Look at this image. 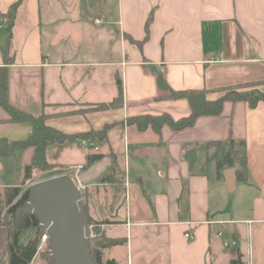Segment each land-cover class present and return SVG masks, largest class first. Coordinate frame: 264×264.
<instances>
[{
  "label": "crops",
  "instance_id": "obj_1",
  "mask_svg": "<svg viewBox=\"0 0 264 264\" xmlns=\"http://www.w3.org/2000/svg\"><path fill=\"white\" fill-rule=\"evenodd\" d=\"M13 1L0 0L9 105L44 115L66 134L108 126L96 148L82 146L83 139L45 148L54 166L45 178L69 174L87 215L117 240L102 249L103 260L231 264L240 256L264 264V101H226L218 115L180 129L128 121L190 113L186 98L165 97L158 73L175 90L264 80V0H21L8 30ZM118 83L121 102L97 108L118 96ZM11 116L0 106L1 143L25 139L32 129ZM230 138L244 142L245 165L218 170L215 149L204 145ZM33 152L28 146L0 154V200L8 187L31 185L24 167ZM93 154L101 158L88 164ZM6 236L0 225V256Z\"/></svg>",
  "mask_w": 264,
  "mask_h": 264
},
{
  "label": "trees",
  "instance_id": "obj_2",
  "mask_svg": "<svg viewBox=\"0 0 264 264\" xmlns=\"http://www.w3.org/2000/svg\"><path fill=\"white\" fill-rule=\"evenodd\" d=\"M21 0H14L9 5V14L7 17L8 30L12 25V16L15 13L16 7ZM150 14L146 20L145 30L146 35L148 26L151 21ZM9 39V37H8ZM8 39L2 52L4 55L5 64L10 60L8 56ZM157 84L160 89L167 91L165 97L171 99L186 98L190 105V113L187 116L180 117L177 120L172 119L168 114L161 115H141L129 117L128 121L136 123L139 128H144L147 125L158 129L160 125L166 123L174 129H180L193 124L194 120L199 116L218 115L224 105V102L230 101H245L250 106H255L258 102L264 101V89L260 86L264 84V80L250 81L232 85H226L213 89H172L166 82L161 73L157 75ZM118 96L111 102L106 104H98L97 108H106L117 105L122 99V87L118 83ZM7 90V69L6 66L0 67V106L10 113L12 121L27 120L32 124V129L28 136L22 140L12 142H0V154H5L14 148L22 149L28 146L34 148L31 162L24 167V180L32 176L34 171L45 174L54 166L49 164L45 158V148L48 144L65 143L77 139H86L96 145H99L101 140L106 135L107 125L98 131H89L78 134H66L60 130L49 126L45 123V116H33L21 110L14 109L9 105L6 98ZM211 91H218L221 94L216 98H208L207 94ZM206 148L213 147L214 158L217 169L224 166H233L235 162L239 165H245V149L244 142H236L230 138L227 141L213 140L208 141L204 145ZM100 154H93L88 157V164L100 159ZM115 181H119L116 179ZM29 186L22 188L19 186L8 187L4 191V196L1 199L3 206H6L4 215L0 218V225L6 228V242L0 256V264H30L38 253V245L41 232L39 230V222L33 213H21L16 215L17 209L22 206L28 198ZM83 196V195H82ZM82 198L84 209L87 215L85 202ZM88 223L94 229V236L90 237L89 247L95 264H115L113 259L103 260L102 249L114 245L117 242L115 239L108 238L105 233L95 224H97L89 215H87ZM49 259L53 262L48 254ZM54 264V262H53ZM231 264H243L240 256L231 261Z\"/></svg>",
  "mask_w": 264,
  "mask_h": 264
},
{
  "label": "water",
  "instance_id": "obj_3",
  "mask_svg": "<svg viewBox=\"0 0 264 264\" xmlns=\"http://www.w3.org/2000/svg\"><path fill=\"white\" fill-rule=\"evenodd\" d=\"M33 213L39 230L46 232L48 254L54 264H95L89 240L91 228L81 193L69 174L33 182L27 201L16 215Z\"/></svg>",
  "mask_w": 264,
  "mask_h": 264
},
{
  "label": "rangeland",
  "instance_id": "obj_4",
  "mask_svg": "<svg viewBox=\"0 0 264 264\" xmlns=\"http://www.w3.org/2000/svg\"><path fill=\"white\" fill-rule=\"evenodd\" d=\"M46 174H43L41 172H35V174H32V183L41 179L45 178ZM31 183V184H32ZM6 206H3V203L0 200V218L3 217L4 212H5ZM43 234V233H42ZM42 234L40 236V241H39V245H38V253L36 254L35 258H34V262L37 264H53V262L49 259L46 250H47V242L43 245H41V238H42ZM91 236H94V229L91 227ZM90 236V237H91Z\"/></svg>",
  "mask_w": 264,
  "mask_h": 264
},
{
  "label": "built area",
  "instance_id": "obj_5",
  "mask_svg": "<svg viewBox=\"0 0 264 264\" xmlns=\"http://www.w3.org/2000/svg\"><path fill=\"white\" fill-rule=\"evenodd\" d=\"M4 19H5V18H0V28L4 27V23H5V21H6V20H4ZM94 22L97 23V24H99V23H101L102 21H101L100 19H95ZM81 144H82V146H84V147H93V148H96V147L98 146V145H96V144H94V143H92V142H90V141H88V140H86V139L81 140ZM81 167H82L81 165L77 166V168H81ZM91 227H92V225L90 226V228H91ZM185 235H186V236H189L188 233L185 234ZM218 235H220V233H218ZM47 240H48L47 234H46V232H44V233L42 234V238H41V245L45 244V243L47 242ZM233 244H235L234 241L223 240V245H224V246H229V245H233ZM243 264H252V263H251V262H245V263H243Z\"/></svg>",
  "mask_w": 264,
  "mask_h": 264
}]
</instances>
